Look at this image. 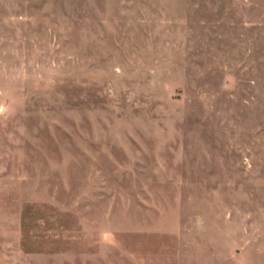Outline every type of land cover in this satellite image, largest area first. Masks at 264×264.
Segmentation results:
<instances>
[{
	"label": "rangeland",
	"instance_id": "rangeland-1",
	"mask_svg": "<svg viewBox=\"0 0 264 264\" xmlns=\"http://www.w3.org/2000/svg\"><path fill=\"white\" fill-rule=\"evenodd\" d=\"M0 264H264V0H0Z\"/></svg>",
	"mask_w": 264,
	"mask_h": 264
}]
</instances>
